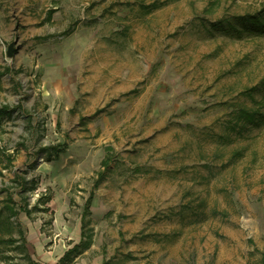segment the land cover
<instances>
[{"label":"rangeland","instance_id":"obj_1","mask_svg":"<svg viewBox=\"0 0 264 264\" xmlns=\"http://www.w3.org/2000/svg\"><path fill=\"white\" fill-rule=\"evenodd\" d=\"M254 12L264 0H0V105L23 107L0 122V208L17 177L31 187L25 250L0 264H264V120L231 128L264 112V30L214 25ZM81 215L92 243L59 262Z\"/></svg>","mask_w":264,"mask_h":264},{"label":"trees","instance_id":"obj_2","mask_svg":"<svg viewBox=\"0 0 264 264\" xmlns=\"http://www.w3.org/2000/svg\"><path fill=\"white\" fill-rule=\"evenodd\" d=\"M150 8H155L158 5L152 3L150 5ZM52 16V13L48 12L47 13V19L50 20ZM264 15H261L260 12H254L252 14H245L237 17V20H240L242 25L241 29H238L232 19H225L223 21H217L214 25L215 26H224L227 25L229 28L236 29L238 32L242 31H252V30H264V23L261 21L263 19ZM70 31H65L64 34L69 33ZM10 68L5 67V73L3 74H9ZM262 85V84H261ZM20 105L16 106H10L7 104L0 105V122L1 119L4 116L10 115L14 110L17 108H21L23 110V107ZM264 120V112H262L259 108L257 107H240L237 109V111L234 114V121L232 123L231 128L236 129V134L235 136H240L242 135L241 133L245 130V126L250 123V124H259ZM238 129V130H237ZM60 144L56 145H51L47 146L41 149V151H44V157L45 158H55L58 156V152L60 150L59 148ZM12 155L7 156V161L11 162L12 160ZM19 179H15L14 181L17 182L15 183L18 187V189H6V198H4V203L2 207L0 208V257H8L9 255H6L4 253V250H11V249H18L21 251L25 250V244H26V238L22 232L21 229V224L18 221V213L21 210H24L25 212H29L27 209V202L25 201L27 198V194L25 192L30 191L31 187L27 186V180L23 177H17ZM92 192V191H91ZM20 194V200H23V204H20L18 207L17 206V201L15 199V195ZM92 193L89 194V196L86 199L85 203V213H89L88 211V206L89 202L91 201L92 198ZM47 200V199H46ZM81 215V220H80V240L78 243H75L72 245L70 248L64 251V253L59 257V262H64L67 258H71L72 256L81 253L85 249L89 248V246L92 243V236H93V231L91 227L85 228L86 225L88 226V221H86L85 216ZM86 231H85V230ZM16 231L18 233V237H15L12 233ZM3 233L6 234V236L3 235ZM24 257L26 258L25 263H18V264H36L35 261H33L27 252L24 253Z\"/></svg>","mask_w":264,"mask_h":264},{"label":"water","instance_id":"obj_3","mask_svg":"<svg viewBox=\"0 0 264 264\" xmlns=\"http://www.w3.org/2000/svg\"><path fill=\"white\" fill-rule=\"evenodd\" d=\"M12 44L13 43L9 44V46H8V49H7V55L8 56H11L12 55V51H13Z\"/></svg>","mask_w":264,"mask_h":264},{"label":"crops","instance_id":"obj_4","mask_svg":"<svg viewBox=\"0 0 264 264\" xmlns=\"http://www.w3.org/2000/svg\"><path fill=\"white\" fill-rule=\"evenodd\" d=\"M79 240H80V238H79Z\"/></svg>","mask_w":264,"mask_h":264}]
</instances>
